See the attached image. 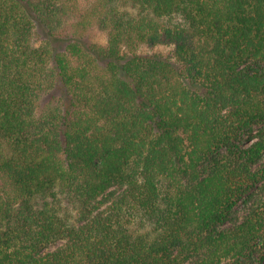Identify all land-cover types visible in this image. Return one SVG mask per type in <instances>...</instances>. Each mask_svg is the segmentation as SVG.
Wrapping results in <instances>:
<instances>
[{
  "label": "trees",
  "instance_id": "obj_1",
  "mask_svg": "<svg viewBox=\"0 0 264 264\" xmlns=\"http://www.w3.org/2000/svg\"><path fill=\"white\" fill-rule=\"evenodd\" d=\"M0 264H264V0H0Z\"/></svg>",
  "mask_w": 264,
  "mask_h": 264
},
{
  "label": "rangeland",
  "instance_id": "obj_2",
  "mask_svg": "<svg viewBox=\"0 0 264 264\" xmlns=\"http://www.w3.org/2000/svg\"><path fill=\"white\" fill-rule=\"evenodd\" d=\"M74 3L77 4L78 9L80 11L85 10L86 8H90L91 6H93L94 4H96V0H74ZM120 8V6H119ZM121 10H125L126 12H129L133 15H135L138 12L137 8H133L131 7L129 4L127 6H122L120 8ZM72 20V19H71ZM71 21H69L68 23L63 24L61 31H62V37L63 38H67L70 36L71 32H70V24ZM38 40V39H37ZM85 42H92V43H98V44H106L107 43V33L105 30L101 29L98 27V25H92L89 30L86 32L85 37H84ZM142 51H160V52H164V53H168L171 51V47L162 45L160 47H158L157 49H151L147 46H144L142 48ZM42 106V105H41ZM238 210H241V206H238ZM63 243L62 240H59L53 244H51L50 246H48L47 250H53L55 248H57L58 246H60Z\"/></svg>",
  "mask_w": 264,
  "mask_h": 264
}]
</instances>
